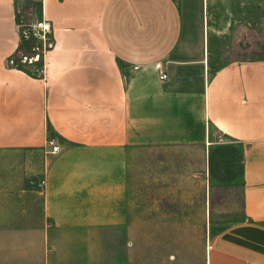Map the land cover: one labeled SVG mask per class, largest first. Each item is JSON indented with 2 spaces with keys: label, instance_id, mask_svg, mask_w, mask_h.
Here are the masks:
<instances>
[{
  "label": "crops",
  "instance_id": "crops-1",
  "mask_svg": "<svg viewBox=\"0 0 264 264\" xmlns=\"http://www.w3.org/2000/svg\"><path fill=\"white\" fill-rule=\"evenodd\" d=\"M186 206L264 264V0H0V264H179Z\"/></svg>",
  "mask_w": 264,
  "mask_h": 264
},
{
  "label": "rangeland",
  "instance_id": "rangeland-1",
  "mask_svg": "<svg viewBox=\"0 0 264 264\" xmlns=\"http://www.w3.org/2000/svg\"><path fill=\"white\" fill-rule=\"evenodd\" d=\"M33 11L36 13L38 8L34 6ZM201 183V176L185 175L183 180L185 197L191 198ZM201 209L196 206L184 207V228L181 238L177 240L178 242L175 239L168 240L169 247L166 254L168 256L178 255L181 260L179 264H206V255L214 238L227 225V220L234 217L233 214L224 212V208L220 210L217 208V211L211 217L206 216L201 220ZM139 251L136 264H144L145 251L143 248ZM154 253L156 255H152V257L156 260L152 264H158L159 248H156Z\"/></svg>",
  "mask_w": 264,
  "mask_h": 264
},
{
  "label": "built area",
  "instance_id": "built-area-1",
  "mask_svg": "<svg viewBox=\"0 0 264 264\" xmlns=\"http://www.w3.org/2000/svg\"><path fill=\"white\" fill-rule=\"evenodd\" d=\"M43 1V0H41ZM17 30L20 29V25L16 26ZM51 30H52V24L50 20L44 19L42 18L40 21L36 22L35 24H32L30 26V28H28L27 30V35H30L36 39H38L39 41H41L43 43V49L44 46L46 47V44L50 47V34H51ZM39 48L37 47L36 50H38ZM41 58V54L40 52H37L33 57L28 58L27 56H23L22 57V61H39ZM11 63L14 64L15 61L12 59ZM156 69L159 71V76L162 80H165L168 78V72L163 68L162 63H157L156 64ZM139 66H135V69H138ZM46 146H48L50 148V152L52 153H58L60 151V147L59 144L57 143V141L54 138H49L47 140Z\"/></svg>",
  "mask_w": 264,
  "mask_h": 264
},
{
  "label": "bare ground",
  "instance_id": "bare-ground-1",
  "mask_svg": "<svg viewBox=\"0 0 264 264\" xmlns=\"http://www.w3.org/2000/svg\"><path fill=\"white\" fill-rule=\"evenodd\" d=\"M47 141V140H46Z\"/></svg>",
  "mask_w": 264,
  "mask_h": 264
}]
</instances>
